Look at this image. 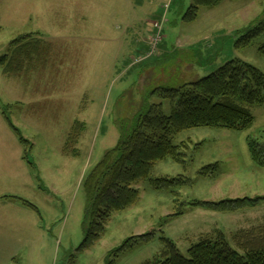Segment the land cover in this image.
<instances>
[{
    "label": "rangeland",
    "instance_id": "1",
    "mask_svg": "<svg viewBox=\"0 0 264 264\" xmlns=\"http://www.w3.org/2000/svg\"><path fill=\"white\" fill-rule=\"evenodd\" d=\"M192 3L0 0V55L11 52L9 44L19 35L39 36L35 32L43 33L42 45L55 50L54 67L38 70L34 79L10 78L0 65V264H144L163 257L165 238L188 255L204 236L221 231L236 248L237 231L264 229V166L252 159L248 143L254 138L264 145V105H255L247 130L196 127L175 134L176 143L190 144L188 165L163 160L152 177L184 174L194 184L177 188L176 202L171 191L141 180L138 202L113 213L104 235L84 244L89 225L83 179L123 129L134 126L152 104L162 103L170 114L166 90L197 81L235 57L264 71L259 50L264 34L248 45L240 40L264 21V0H221L200 7L198 18L187 22ZM77 120L80 138L69 146L77 154H67ZM217 162L213 175L199 174ZM236 198L259 199L234 211L190 205ZM144 233L152 237L114 254Z\"/></svg>",
    "mask_w": 264,
    "mask_h": 264
},
{
    "label": "trees",
    "instance_id": "2",
    "mask_svg": "<svg viewBox=\"0 0 264 264\" xmlns=\"http://www.w3.org/2000/svg\"><path fill=\"white\" fill-rule=\"evenodd\" d=\"M220 1L193 0L184 15L185 21H195L200 7H214ZM263 34L264 21L248 30L240 40L248 45ZM22 38L10 42L12 50L0 55V65L8 69L15 65L20 50L27 47L19 44ZM38 44L37 41L33 43L35 47ZM259 50L264 55V44ZM165 97L171 103L170 114L165 113L162 103L152 104L147 112L137 117L134 126L122 130L118 143L83 179L87 195L84 222L89 225L84 244L89 240L97 241L104 235L113 213L127 210L138 202L141 191L137 185L141 180L147 181L156 190L171 191L178 202L180 193L177 188L192 186L193 178L184 174L152 177L160 161L171 159L184 167L188 165L190 144L185 141L176 143L174 135L196 127H220L236 131L249 129L255 120L251 107L264 105V71L247 60L235 57L197 81L166 90ZM7 117L10 120L9 115ZM11 125L20 135L22 143L29 144L30 141L21 134L20 129L12 122ZM79 126L82 123L77 120L66 144V150L73 154H77V151L69 146L80 138L77 131ZM248 143L252 159L264 166V145L254 138H249ZM218 168V162L211 163L202 167L199 174L213 175ZM258 199L194 200L190 205L216 211H234L254 206ZM151 237L152 233L132 236L114 254L118 256ZM233 239L238 248L233 247L221 231L204 236L190 247L188 255H184L172 239L165 238L163 257L144 264H264L263 228L241 229Z\"/></svg>",
    "mask_w": 264,
    "mask_h": 264
},
{
    "label": "crops",
    "instance_id": "3",
    "mask_svg": "<svg viewBox=\"0 0 264 264\" xmlns=\"http://www.w3.org/2000/svg\"><path fill=\"white\" fill-rule=\"evenodd\" d=\"M39 36H32L33 34L27 33V34H21L19 37L22 38V41L19 43L21 46H27L24 49L20 50V54L17 55L15 59V65L10 70L5 65H2V73L8 74L11 78L12 76L16 77L18 81L22 79L23 76L31 75L34 79L35 75L38 74V70L41 71H51V67H54V45L46 44V46L42 45L39 42V37H43V33L40 35L38 32H35ZM41 33V32H40ZM31 34V35H30ZM30 35L31 37H29ZM34 37V38H32ZM38 42L39 44L35 47L33 45L34 42ZM41 44V45H40ZM10 52V51H8ZM37 52L41 53L42 56L36 57ZM5 54V53H4ZM49 61H52V63H49ZM35 62H37V66L35 65ZM12 71V72H11ZM31 79L24 80L25 82L30 81ZM43 81H50L48 79L42 78ZM37 81V80H36ZM65 152L67 154H73L66 150ZM73 155H76L73 154ZM14 196V195H12ZM21 220H18L20 222Z\"/></svg>",
    "mask_w": 264,
    "mask_h": 264
},
{
    "label": "built area",
    "instance_id": "4",
    "mask_svg": "<svg viewBox=\"0 0 264 264\" xmlns=\"http://www.w3.org/2000/svg\"><path fill=\"white\" fill-rule=\"evenodd\" d=\"M156 25H158V24H156Z\"/></svg>",
    "mask_w": 264,
    "mask_h": 264
}]
</instances>
